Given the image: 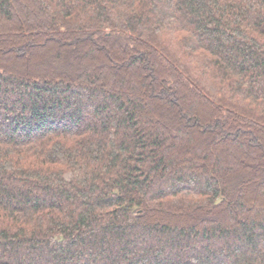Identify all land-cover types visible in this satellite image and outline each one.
<instances>
[{"label": "trees", "instance_id": "obj_1", "mask_svg": "<svg viewBox=\"0 0 264 264\" xmlns=\"http://www.w3.org/2000/svg\"><path fill=\"white\" fill-rule=\"evenodd\" d=\"M0 264H264V0H0Z\"/></svg>", "mask_w": 264, "mask_h": 264}]
</instances>
